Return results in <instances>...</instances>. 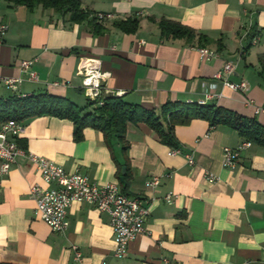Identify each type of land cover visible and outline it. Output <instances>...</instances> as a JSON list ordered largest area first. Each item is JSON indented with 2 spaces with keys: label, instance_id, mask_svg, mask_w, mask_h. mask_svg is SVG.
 <instances>
[{
  "label": "crops",
  "instance_id": "1",
  "mask_svg": "<svg viewBox=\"0 0 264 264\" xmlns=\"http://www.w3.org/2000/svg\"><path fill=\"white\" fill-rule=\"evenodd\" d=\"M81 6L89 14L114 19L95 34L90 19L74 24L68 15L41 6L29 10L0 0V23L7 25L0 45V78H20L18 94L47 92L87 112L94 106H87L78 69L81 58L91 57L109 74L107 94L130 104L156 113L168 101L215 104L264 126V112L256 113L264 106L258 67V57L264 55V0H81ZM129 17L139 18L135 33L112 26ZM161 18L206 36L213 43L202 48L218 56L204 61L196 42L162 38L152 22ZM216 42L221 43L219 50ZM24 60H36L32 70L37 82L28 81L20 69ZM225 63L234 65L228 81H246V91L231 90L214 79ZM13 94L0 84V98ZM22 123L18 140L23 144L18 145L27 153L68 174H84L97 185L118 183L125 194L145 198L150 214L145 233L130 242L122 259L113 256L109 215L90 204L73 202L66 231L53 232L35 214L30 196L31 186H49L27 156H19L0 178V264H264L263 147L243 149L230 169L222 166L223 149H235L245 140L204 120L174 128L178 154L141 122L127 125L126 151L115 135L105 137L91 128L74 141V126L66 119L46 116ZM186 153L193 155V166L187 164ZM122 168L130 176L124 189ZM205 174L217 180L210 183ZM153 177L160 183L147 189L145 183ZM168 194L171 203L164 200Z\"/></svg>",
  "mask_w": 264,
  "mask_h": 264
},
{
  "label": "built area",
  "instance_id": "2",
  "mask_svg": "<svg viewBox=\"0 0 264 264\" xmlns=\"http://www.w3.org/2000/svg\"><path fill=\"white\" fill-rule=\"evenodd\" d=\"M99 22H108L114 19L111 14L97 13ZM7 25L0 23V45L3 43ZM257 37L252 43H256ZM198 54L201 60L209 61L218 56L216 51L199 48ZM36 60H24L20 63V69L27 72L28 81L37 82L36 72L32 66ZM234 72V65L225 63L223 67L214 74V79L221 80L223 85L231 90L244 92L247 90V82L239 83L228 81V76ZM78 75L80 76V88L87 101L95 106H102L104 98L108 95L105 82L109 78L108 73L101 70V62L96 58H81ZM22 80L20 78H0L2 84L12 93H17ZM214 90V85H209ZM251 103V102H250ZM264 112V106L256 108V113ZM24 125L16 120L0 122V178L8 174L15 164L17 157L27 156L29 162L40 172L41 180L48 188L33 185L30 188V196L34 199L36 207L35 214L47 224L53 232L63 233L68 227L67 209L73 203H87L101 213L110 217V226L113 232L114 250L113 256L122 259L126 256L128 246L138 235L145 233V224L148 220L150 209L148 202L142 197H131L125 194L118 183L97 185L89 178L79 172L66 173L62 168L55 166L47 159L27 153L18 145L17 140L22 135ZM251 143L245 141L241 146L231 149H223L222 166L234 168L239 160L240 152L250 147ZM180 149L172 150L173 154L180 153ZM185 158L189 166L195 161L191 153H186ZM206 181L213 183L217 180L212 174H205ZM160 183L158 177H153L145 183L147 189H155ZM172 195L164 197L166 203H171ZM77 253V257H79Z\"/></svg>",
  "mask_w": 264,
  "mask_h": 264
},
{
  "label": "trees",
  "instance_id": "3",
  "mask_svg": "<svg viewBox=\"0 0 264 264\" xmlns=\"http://www.w3.org/2000/svg\"><path fill=\"white\" fill-rule=\"evenodd\" d=\"M13 5L25 6L29 10L41 6L44 10H52L68 15V21L80 24L88 19L92 22L95 34L103 33L105 22H99L96 13L82 9L81 0H5ZM157 24L162 38L171 40H184L194 43L199 48L213 43L204 35L197 34L194 30L182 24L161 18L152 20ZM112 26L126 34H133L139 29V18L129 17L125 20H115ZM255 38V37H254ZM218 50L221 43L216 42ZM259 75L264 79V55L258 57ZM87 106H94L91 111H85L65 97L55 96L47 92L22 95H13L0 98V122L16 120L24 122L36 117H56L72 122L74 126L73 139L79 142L83 138V130L91 128L103 133L105 137L115 135L122 146V151L128 148L126 128L129 123H144L152 129L159 140L170 148H177L174 137V128L186 125L192 120L199 119L208 122L210 127L224 126L232 129L237 135L264 148V126L254 118H248L236 112L215 104L182 103L168 101L162 105L159 113L149 110L138 104H130L121 96L107 95L102 106H95L87 102ZM18 144H23L17 140ZM120 176L124 179L123 189L130 179L129 170L126 168ZM8 264V263H2Z\"/></svg>",
  "mask_w": 264,
  "mask_h": 264
},
{
  "label": "water",
  "instance_id": "4",
  "mask_svg": "<svg viewBox=\"0 0 264 264\" xmlns=\"http://www.w3.org/2000/svg\"><path fill=\"white\" fill-rule=\"evenodd\" d=\"M124 171H125V168H122V173H124ZM120 181H121V182L124 181L123 177L120 178Z\"/></svg>",
  "mask_w": 264,
  "mask_h": 264
},
{
  "label": "rangeland",
  "instance_id": "5",
  "mask_svg": "<svg viewBox=\"0 0 264 264\" xmlns=\"http://www.w3.org/2000/svg\"><path fill=\"white\" fill-rule=\"evenodd\" d=\"M89 107H91V106H89Z\"/></svg>",
  "mask_w": 264,
  "mask_h": 264
}]
</instances>
